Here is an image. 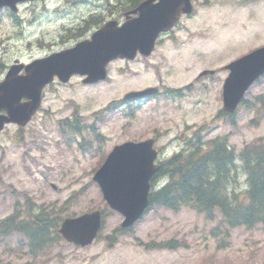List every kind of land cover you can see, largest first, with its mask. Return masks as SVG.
Wrapping results in <instances>:
<instances>
[{
	"label": "rangeland",
	"instance_id": "374dc122",
	"mask_svg": "<svg viewBox=\"0 0 264 264\" xmlns=\"http://www.w3.org/2000/svg\"><path fill=\"white\" fill-rule=\"evenodd\" d=\"M193 1L192 15L183 18L168 35H162L152 55L133 61H112L108 77L98 84H83L79 75L66 83L55 80L45 87L41 107L29 123L21 129L6 127L0 136V218L11 212L16 199L22 201V194L37 204L50 201L62 207V216L104 208L92 174L102 155L126 140L155 135L156 146L169 154L185 146L193 131L201 126L203 140L229 133V144L236 150L255 139L264 141V77L247 91L245 98L249 103L237 110L235 128L217 116L222 107L221 82L228 73L224 64L264 44V0ZM108 2L114 0L21 2L18 21L9 10L0 9V66L15 58L25 62L43 56L88 36L95 25L85 28L83 19L92 13L101 12L104 19L122 20L123 11L119 7L107 9ZM152 65L158 66V73ZM203 69L217 72L196 78ZM159 81L170 87H191L180 96L160 95L140 101L138 107V102H131L132 114H128L127 104L101 111L127 91L157 86ZM260 95L263 103L257 102ZM73 124L87 127L74 133ZM93 125L94 130H89ZM243 178L240 177L241 183ZM164 181L165 178L159 179L157 183ZM220 218L216 212L210 221L188 207L178 211L154 207L131 233L121 232L108 243L106 236L120 226L122 216L107 213L101 238L90 246L76 248L60 242L56 253L46 260L29 262L264 264V225L250 229L238 226L225 232L221 230ZM217 226L220 230H215ZM171 238L178 241L171 250L141 245ZM8 252L0 245V264L26 263Z\"/></svg>",
	"mask_w": 264,
	"mask_h": 264
},
{
	"label": "water",
	"instance_id": "95a60500",
	"mask_svg": "<svg viewBox=\"0 0 264 264\" xmlns=\"http://www.w3.org/2000/svg\"><path fill=\"white\" fill-rule=\"evenodd\" d=\"M19 0H0V6L9 5L14 10ZM146 0L136 10L139 17L125 22L121 27L115 21L107 22L92 35V40L78 43L75 47L52 53L29 64L28 75L16 84L9 85L3 102L7 106L5 121H15L23 125L37 109L41 88L53 76L67 81L72 73L87 74L84 82H93L105 76L106 62L117 55L133 58L137 49L149 54L155 37L162 29H168L181 12H190V0H160L153 4ZM136 10H133L136 11ZM229 76L224 83V109L232 111L246 87L264 72V46L239 58L228 65ZM7 88V83L3 86ZM146 89L130 92L125 98L141 96L154 92ZM19 92L29 101L22 105H13L11 94ZM152 140L116 145L107 156L93 179L101 186L104 199L113 209L125 215L122 225L132 223L147 204L149 178L155 171L153 159L156 151L152 149ZM100 226V213L95 211L76 218L63 220L59 233L67 240L85 245L93 239Z\"/></svg>",
	"mask_w": 264,
	"mask_h": 264
},
{
	"label": "trees",
	"instance_id": "16d2710c",
	"mask_svg": "<svg viewBox=\"0 0 264 264\" xmlns=\"http://www.w3.org/2000/svg\"><path fill=\"white\" fill-rule=\"evenodd\" d=\"M125 1L124 7L138 2ZM110 105L102 112L112 109ZM72 127L80 131L77 124ZM225 143L224 140L200 146L198 141L197 145L188 146L186 154L181 152L162 161L158 175H166L169 180L151 192L150 203L174 209L189 205L209 216L218 210L230 226L264 223V145L253 142L243 146L236 154L239 163ZM236 168L245 173L243 187L239 186ZM61 209L34 208L28 203L22 213L17 211L0 220V241H5L4 246L9 249L8 241L16 235L15 250L19 258L38 261L48 258L62 239L56 231ZM110 238H107L109 242Z\"/></svg>",
	"mask_w": 264,
	"mask_h": 264
},
{
	"label": "flooded vegetation",
	"instance_id": "af4514ba",
	"mask_svg": "<svg viewBox=\"0 0 264 264\" xmlns=\"http://www.w3.org/2000/svg\"><path fill=\"white\" fill-rule=\"evenodd\" d=\"M4 113H5V111L3 109H0V115H4ZM5 126H4V129L0 131V134L5 132Z\"/></svg>",
	"mask_w": 264,
	"mask_h": 264
}]
</instances>
